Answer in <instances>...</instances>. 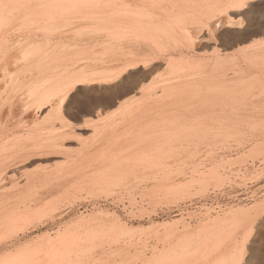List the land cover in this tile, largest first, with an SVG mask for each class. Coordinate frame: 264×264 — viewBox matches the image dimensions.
<instances>
[{
  "label": "bare ground",
  "instance_id": "bare-ground-1",
  "mask_svg": "<svg viewBox=\"0 0 264 264\" xmlns=\"http://www.w3.org/2000/svg\"><path fill=\"white\" fill-rule=\"evenodd\" d=\"M241 2L246 3L248 7L246 8L235 7V5H238ZM262 4H264V0H0V230H3V228H4V232L11 230L10 227L12 224H15L19 220L24 219V217H27V216L31 217V215L35 214L38 210L37 206L36 208L31 206V208H34V211L33 209L28 207L31 205L30 203L34 201V199H32L33 201L31 200L32 198L30 196L31 190H29V194H26L27 196L24 195V193H26L25 192L26 190L22 191V193L24 192L23 195L22 193H19L21 191L19 190L18 192L19 194L15 195L17 199L16 198L15 200L12 199V201L14 202L18 200L17 196L21 194L23 197L26 196L30 198L29 199V198L24 197V199H28L30 201L25 200L24 202L22 200L23 203H26L28 201L29 203L28 202L27 203L30 205L27 206L26 204H24L26 205L27 208L22 207L25 209L18 211L19 206H16L15 204L13 206L18 207L17 208L18 210H16L15 208H12L13 206L11 205L12 207H10V209H6L8 213L6 212V210H5L6 213L3 211L4 206L6 207V205L9 203V202L7 203V201L11 200V198L8 199V198H3V197L7 196L8 193L10 192L11 193L14 192L12 193L13 194L12 198L15 197L14 196V194L16 193L15 191L16 190L18 191L19 189V182H22V178H21V181H19L20 179H18V175L20 174L19 169H17L18 171H15L16 170L15 168H18L17 166L21 164L20 162L18 165V162H19V158L23 155L24 150L27 151L26 150L27 147L25 149L24 148L17 149L14 146V145H18L19 143L13 144L12 140L14 137L12 133L3 132L4 120L7 121V119L3 120L4 118L3 117V113H4L3 105H5L6 101L10 102L9 104H7L9 106L8 115H10V117L12 115L14 116L15 114H17L19 117L22 118V116L25 114H28L27 112L30 110L31 112L33 111L35 114L33 115V117L36 116L34 120H36L37 122L39 121L43 122L41 123L42 125L45 124V121H43L44 118L45 120L47 118L50 119L48 121L46 120V124L44 127L42 126V130H43L42 133L44 135V138L41 140H44V142L43 141L41 142L40 140L39 143L38 142L36 143V144H40V146L38 145L36 146V144L34 145L32 144L27 149L31 151L30 148H34V150H36L37 148L42 147L43 150L45 149L47 150L48 154L64 153L66 152V150L64 148L65 146L63 145V143L64 141L68 140L69 137L71 136L70 134L72 133L73 126H72L71 121H68V119L66 118L65 112H62L61 110H59L57 105L54 103L57 94L60 91L64 90L67 87V85L72 84L75 78L77 77L83 76V77H93V78L98 79L107 74H118V73H121L122 70H125L126 66L129 65L131 62L135 61L139 64V62L142 60L145 62L147 66H144L141 64L136 68L130 69L131 73L136 74L134 77L129 75L128 71L124 72V75H128L129 79H135L136 81H138L139 87L133 91H130L132 92L131 94L137 97V100L127 103L125 107L123 108V110L119 111L120 118L119 117L118 118L124 119V120L127 119V121L128 119L130 120V118H132L133 120L136 119V123H137V121L139 120L138 118L143 117V116H146L147 118H149L150 116L151 120L156 121V122H153V121H150V122L148 121V123L145 122L147 126H150V124L155 125L156 123H157L156 125L159 126L158 124L159 121L160 123L165 122L166 124L165 123L164 124L166 126V129L163 123H161L162 126H159L160 128L162 127L161 131L164 130L165 132L158 131L159 134L161 133L160 136L158 137V140L153 141L152 139V141H149V142L148 140L147 141L145 140L147 145H149L148 147L150 148H147L145 144H142L141 146L144 145L146 147L142 148V150L140 151L141 154L137 152L139 156L138 155L135 156L134 159H139L142 157V158H146L145 160L143 159L144 161H146L147 160L146 156L148 157L150 156V154L149 155L147 154V151H148L147 149H149V151H153V152L155 151L154 152L155 156L159 157V155H161L162 157V155L166 154V152L168 151L171 152L172 147H173L172 149H174V145L171 143L172 142L171 138L175 139V136H178L177 138L180 139L181 138L180 136L182 135L184 136V133L189 135V133L191 132V131H188L187 133V131L185 132V130L188 127H190L191 129V127H193L195 123L187 127L183 124H185V121L188 120L190 117L195 116L193 115L195 114L194 110L198 112L196 110L197 103L201 106H208V105L214 106V107H209V109L215 108L216 105H217L216 106L217 108L219 107V104L217 103H221V101H227V100L232 99L233 101H236L238 103L241 101H237L236 98L240 94L242 93L247 94L248 93L247 91H258L261 88L262 78L264 75V43H262V41L256 40V35L260 31L258 29L252 30L251 28L247 27V24H248V21H250L249 18H251L249 16H251L252 13H254L256 10H259ZM244 16H247L248 18L245 21L246 28L244 29L238 28L236 26V22L243 19ZM243 31H247L249 33L250 40L248 39L247 41L249 42H246V44H241L238 41L233 43L227 40V36L229 34H234V33L243 32ZM205 33H208V35H205ZM209 36L213 38L210 39ZM248 44H250L251 47H248L247 46ZM157 75L160 78L159 80L157 78ZM152 76L154 79L152 78ZM148 78H151L149 82H147ZM155 78L158 80V83L153 84L154 86L149 85L151 80H152V83H154L153 80H155ZM145 81L147 83H145ZM73 87L76 90H82V89L86 90L90 88L99 89L104 86L99 83H88V84L73 85ZM23 88L24 89L26 88V89L24 90ZM16 89H20L21 96L24 95V98H25L22 103L20 102V111L19 110L16 111L15 105H14L15 102H13L12 99H11L12 101H10V98H11L10 96H13L16 93L18 94V92L20 91L18 90V92H16ZM141 89H143L144 91H141ZM22 90H24V92ZM5 91L7 92L15 91V93L13 92V95L12 94L9 95L10 93L4 94L3 92ZM146 91H148V93ZM150 91H156V95L154 92H150ZM157 91H160V94H157ZM4 98H6V101ZM233 101H229V102L232 103ZM119 102L118 101L116 102V104H118L116 106L120 107L121 102L120 103ZM213 103L214 105H211ZM221 104H225L226 105L225 107H227L229 103L224 102ZM219 108L221 109V107ZM98 110L96 111V115H94L95 117H97V115L99 116ZM197 114L199 115V113ZM207 114L209 113H206V115L203 114L204 118L211 119L210 116L207 117ZM212 114L214 115L215 113H212ZM198 115L196 119H193V122L198 121V123H196L197 126L199 122L203 120L202 117H200L201 114L199 115V117ZM89 118L91 117L89 116ZM97 118L95 120L98 121ZM143 118L146 119L145 117ZM146 120H149V119H146ZM116 121H113V123ZM201 123L203 126L204 122L202 121ZM5 126H8V128L11 127L7 125L6 122H5L4 128ZM144 126L145 128H147L146 125ZM199 126L195 127V129L197 128L195 132L198 129L199 131L203 129L201 126L199 128ZM95 127H94L95 131L94 130L92 131V134L94 132V136L92 139L93 141L91 143V146H93L94 143L98 142L100 139L105 137L106 130L104 128L96 129ZM206 127L204 125V128ZM192 129H194V127ZM179 130L184 131V133H181L182 135L181 134L177 135L180 133ZM203 131H206V129H204ZM203 131H200V133H205ZM73 132H74V129H73ZM176 132H179V133H176ZM212 132L214 131L212 130ZM115 134L117 135V133ZM191 134L194 135L193 137H195L196 135L193 132ZM27 135L29 136V139H32L30 138L31 136L30 134H27ZM41 135L42 134H39V135L36 134V136L38 137ZM236 135H239V134H236ZM145 136L147 137V135ZM183 136L181 138L182 140H184ZM18 137L19 136H15L14 139L19 140L21 142V139H18ZM23 137L26 138V136H23ZM117 138L115 137L116 140ZM212 138L214 139V137ZM181 139L178 142H181ZM107 141L109 142L108 139ZM187 142L189 143V140ZM82 143H81V146H82ZM109 144L111 145L110 142ZM109 144L108 145L106 144L107 147L110 146ZM133 144L135 145L136 143L134 142ZM81 146L78 145L77 147H81ZM86 146L81 147L76 152L77 154L76 158L77 160H79V162H82L91 153L89 152V149H88L89 146L88 147ZM123 146L124 145H122V147ZM130 146L132 147V145H129V148H131ZM135 150H138V149H135ZM100 151L102 150L100 149ZM149 151L148 153H150ZM103 152H101L102 154L100 155H103ZM156 153L157 154L160 153V154L156 155ZM96 154H97V151H96ZM113 155L112 157H110L109 154L108 156L103 155V160L105 159L104 157L106 156L108 157V160H110L109 157L111 159L115 158L116 155L115 156ZM155 156H152L151 158L152 159L153 157L156 158ZM100 157H101V161L103 162L102 156H99L98 157L99 159L98 158L96 159H98L99 161ZM114 160H117V159H114ZM56 161L57 160H54V163H56ZM109 162L107 163V160H106V164H109ZM115 163L118 165L119 164L121 165V163H119L118 160L115 161L114 164ZM38 164L39 163H37L36 165ZM42 164L44 166V163ZM80 164H83V163H80ZM111 164L109 166L106 165V167H104L101 164V167L103 166V168L105 169V172L109 169L111 171L113 170L112 167L114 165L113 162ZM159 164L161 167L162 166L161 163ZM35 167H38V166H35ZM93 167H96V166L94 165L92 166V168ZM101 167L99 168L102 169ZM162 167L163 168L161 170L164 171L165 168L164 166ZM24 168H23V171H24ZM116 168L117 167H115L114 169ZM58 169L57 171H54V175L56 176L58 174V175H61L62 177H65L63 175L67 171L61 168L59 170ZM74 170H76V167ZM198 170L200 171V169ZM211 170L213 171V169L208 170L209 171L208 174L211 173L212 175H214V172L212 173ZM8 171H11V173L10 172L8 173ZM95 171L97 172V170H94V172ZM80 172H83V171H80ZM92 173L93 172H91L90 175H94L95 176V178L93 177L94 180L95 179L97 180L96 178L97 175H95L96 173H93V174ZM99 173H101V171ZM26 175H28L27 178L31 177L28 173H26ZM48 175L49 174H47V177L46 175L45 176L43 175V178L46 180H49ZM58 175L56 176V178L58 177L60 179L61 176H58ZM177 175L178 174H176L175 176ZM212 175H210V177L208 176V178L206 179L210 181L213 178ZM82 176L84 177V180H83V177L82 179L80 178V176L78 177L82 181L81 182L79 179L81 184L84 181H86L85 177H87L88 175H84L83 173ZM89 177H91V179ZM89 177L87 178H89L93 182L92 176H89ZM98 177L100 181L101 179H103L99 175ZM202 177L203 178L200 179L201 182L202 183L207 182L206 180L203 181L205 179L204 175H202ZM206 177H207V174H206ZM104 178L106 179V176ZM199 178L200 177H198V179ZM99 179L97 181L100 184L101 182L99 181ZM23 180H25V178ZM107 180H109V178H107ZM97 181H94V184L95 182L97 183ZM103 181L105 180L103 179ZM162 181H160V183L158 182L157 183L159 185L160 184L162 185L163 183ZM169 181L170 183L165 186L166 192L167 190L169 192L174 191V193L181 192V190L184 189L183 186H186V185H181L182 183L180 182H177L180 184L174 185L175 181L173 180L174 183H172V179ZM189 181L188 183H190ZM89 182L93 186V183L91 181ZM99 184H95V185H99ZM89 185H87L88 188H91L92 186L89 187ZM28 188L29 187H25V189H27V193H28ZM99 188L100 187H98V189ZM165 189H163V191H165ZM90 190L92 191V189ZM159 190L161 189L159 188ZM154 192H155V189H154ZM21 195L19 196V199L22 197ZM4 199L7 200L6 201L7 204H3ZM18 202H20V200H18ZM12 203L10 202L9 205ZM260 206L262 205L260 203H257L251 206L250 208L245 207L244 210L235 209V210L228 211L221 217L217 216L216 217L217 219L215 218V219L209 220L203 224H200V226L198 225L197 228L196 227L193 228V229H197L195 230V232L194 230L190 231V229L188 231L185 230V234H182L185 238H183L181 235L178 238L176 237L177 235L176 233L178 232V229H177L178 226L176 228L175 223L178 222L176 224H179L180 221H176V222L174 221L171 223L162 222L161 224H151L150 223L151 225H149V227L146 228L148 230H146L147 232L146 234H144V237H143L145 238L144 244L141 240L142 235L141 236L139 235L140 237L138 236L134 238V242L133 244H131L133 248V255H131L132 258L130 260L132 261V264H222L220 263L221 259H224L223 261L225 262L227 261V262L226 263L224 262L223 264H231V261L233 259L232 248L235 242L236 232L239 231V229L243 227V223L248 218V215H252V214L258 215L257 214L259 213L258 208H260ZM12 209L14 210L10 211ZM245 210H247V213L245 212ZM4 215L5 216L8 215V217H6L5 219ZM97 215L98 213L96 215L93 214V216L92 215L91 216L94 217ZM105 215L107 216V214ZM3 216H4V219H3ZM99 216H101L100 213H99ZM102 218L101 219L99 218L98 220L104 221L105 219L103 218L102 220ZM91 219H95L94 221H98L97 217L88 219L86 216V220L84 217H82L80 219L81 221L79 220V222H76V224L83 225L84 227L87 225L86 229L83 227V229L86 231L85 233L83 232L85 236L87 235L85 237L86 239L80 237L82 238V240L84 239V242L87 241V239H89L90 241H93V240L95 241L97 239H100V237L103 235L102 232H101L102 235L100 234V231H102V229L104 228L106 229V227L104 226V228H101L100 230V227L98 226H100L102 223L104 224V222H101L100 224L99 223L100 221L97 223L94 222V224L89 226V224L91 223V222L89 223V221H91ZM30 220L31 218L29 219V222ZM110 221L112 222V220ZM86 222H88L89 224L87 223L85 225ZM114 222H116V220ZM117 223H115L114 225H116L118 229L120 228L119 229L120 231L118 230L120 234L124 230L125 232H127L126 229L123 228L125 227L124 224H123L124 226L122 227L120 223H119V226ZM228 223L231 224L232 226L226 225ZM216 224H220L222 226L224 225L226 227L228 226L231 228L233 227V228L232 229L227 228L228 231L226 230L224 231L223 230L224 228L222 226H219V228L221 229L223 228L222 230L221 229L219 230V228L215 227L219 230V232L223 231L225 233L224 235H221L223 236V238L222 237L220 238L218 235H215V233L218 234L219 232L215 231V233H212L213 230H217L215 228H212ZM8 225L10 227L6 231L7 228L5 227H8ZM181 225L184 226L183 223ZM15 226L13 225V227ZM72 226L73 225L70 226L71 229L73 228ZM75 226L77 227V225H74V227ZM79 227H78V231H79ZM117 227L115 228L117 229ZM20 228L19 230H22V228L21 229ZM175 228L177 229L176 231H175ZM184 228H187V227H184ZM121 229L123 230L121 231ZM141 231L139 230L138 233H141ZM4 232H2V235L0 234L1 237L3 236ZM9 232L7 233L8 235L12 234L13 230H11L10 234ZM189 232L193 234L192 236H194L193 238L195 239H197L198 236L200 235V234L199 235L197 234L198 236L195 237L196 233L205 234L206 236L208 235L207 237L206 236L203 237L200 235L201 240L199 238L198 242L200 241L199 243L201 242L203 243L202 240H204L203 245H206L205 243L208 240V242H210L209 247L212 244L211 247L214 246V248L213 249L210 248L211 250H209L208 245H206V248H208V251L206 250V248H204L203 251H199L198 253L194 254L193 253L194 251L191 249L195 245V241L193 240L194 242L193 241L191 242L192 237H191V234H189ZM73 233L69 235L67 232L66 235L65 234L63 235L61 232L62 235H60V239H61L60 244L59 242H57L59 244L58 247L53 246L55 247L56 251L52 247H50L54 250V252H52L53 256L50 254L51 255L50 257L49 255L50 258L55 257L54 255L58 254L60 249L66 250L65 252L64 250H62V252H64L65 254L68 252L67 250L70 249L69 251H71V248L75 247V242H76L75 238L77 237H75L76 235L72 236ZM186 233H188L189 235ZM15 234H18V233L15 232ZM57 234L59 235V233ZM104 234H107V233H104ZM116 234H118L117 231H116ZM5 235L6 234H4V236ZM79 235L81 234L79 233ZM145 235L147 236L145 237ZM10 236H13V235H10ZM103 236L108 237V235L106 236L103 235ZM103 236L102 238H104ZM3 237L2 239L5 238ZM110 237H111V234H110ZM116 237H118V235ZM57 238L59 237L57 236ZM182 238L185 239L183 242H182L183 240ZM187 238L190 239L189 242ZM112 239L114 243V238ZM209 239H214L215 242L209 241ZM82 240L80 239L79 241L83 242ZM118 240L119 239L117 238V240L115 241L117 242ZM45 241L47 240L45 239ZM189 243L193 244L190 249L191 252L193 251L192 253L189 251V248L191 245ZM44 244L45 243H42V245L40 246L41 247L45 246ZM198 245L199 247H203L202 245L200 246V244L198 243L195 245V247H197ZM56 247L59 249H57ZM76 247H78V245ZM95 247L96 245L91 246V248L93 249ZM34 248H33L34 251L36 249H37L36 250L37 252L40 251L39 248H36V249ZM46 248L44 247V250ZM122 248L123 247L121 248L119 247V250ZM142 248H145L146 251H143ZM52 249L49 251V253H51ZM89 249H90V246H89ZM199 249H197V251ZM76 250H82V249L76 248ZM76 250H73V252ZM83 250L85 249L83 248ZM86 250H88L87 246H86ZM89 251L91 250H88V252ZM62 252H61V255L63 254ZM257 252L260 253L261 251L260 252L257 251ZM83 253H80V254H83ZM251 253L253 252L251 251ZM112 254L114 255V253ZM222 254L224 255V257L221 256ZM75 255L77 256V254ZM249 255H250V252L247 254V251H245V255L243 256V259L246 260L248 264L261 261L260 260L261 257L259 256L260 254L259 255L253 254L255 256L251 254L253 258L257 256L256 258L259 259L258 261L256 260L255 262H251L252 256H249ZM67 257H70V256L68 255ZM78 257L79 255L77 256V258ZM98 257H100V255ZM3 259L5 258L3 257ZM12 259L14 260L15 259H26V260L32 261L33 264H37V261H38L35 257L29 256L26 254L22 257H16L15 255L14 256L12 255L10 260ZM98 259H93V261H96V260L98 261ZM261 259H263V257Z\"/></svg>",
  "mask_w": 264,
  "mask_h": 264
},
{
  "label": "rangeland",
  "instance_id": "rangeland-1",
  "mask_svg": "<svg viewBox=\"0 0 264 264\" xmlns=\"http://www.w3.org/2000/svg\"><path fill=\"white\" fill-rule=\"evenodd\" d=\"M261 11H262V6L259 10H256L254 13H252L251 16H249V17H251V18H249L250 21L254 22V27H251V29L252 30L258 29L260 31L256 35L257 41H264V28L261 27V21L264 20V16L261 15ZM255 21H257V22H255ZM253 38H255V37H253ZM253 40H255V39H253ZM247 42H249V41H247ZM153 76H152V78H153ZM155 76H156V74H155ZM157 78H158V80L160 79L158 77V75H157ZM263 78H264V75H263ZM263 78H262V86L260 88L261 90L259 89L258 91H247L248 92L247 94L242 93L243 95L240 94L239 96H237V98H236L237 101H241V102L237 103L236 101H233L232 99L227 100V101H221V103H224V102L229 103L227 107H225L226 106L225 104L217 103V104H219V107H221V109L219 107L216 108V106H217L216 104H215L216 105L215 108L209 109V107H214V106H209V105L208 106H201L197 103L196 106L198 108L196 107V110L198 112H196L194 110L195 114H193V115H195V116L190 117L191 120L189 118L188 119L189 121L186 120L185 124H183L187 127V126H190L191 124L193 125V123H195V125H193L194 129H192L193 127H191V129H190V127L186 128L185 132L187 131V133H188V131H191L189 133V135L184 133V131H182V130H179L180 133L176 132V133H179L177 135L184 133V136L182 134L181 135L183 136V139L185 141L182 140L181 139L182 136H180L181 142H178L180 139L177 138L178 136H175V134H176L175 133L174 136H175V139L176 138L177 139L175 140L174 138H171L172 139L171 143L174 145V149H172L173 148L172 147L171 152L170 151L166 152V154H163L162 157H161V155H159L160 153L159 154L156 153V155H159L160 158L158 156H155V153H154L155 151L153 152V151H149V149H147L150 147H148L149 145H147L145 140L146 141L148 140V142L152 141V139H153V141L158 140V137L161 134V133L159 134L158 131L160 132L162 129V127L160 128L159 126H162L161 123H163V122L160 123V121L159 122L157 121L159 126L156 125L157 123L155 125L149 123L151 126V128H150V126H147V124H145V122L148 123V121L149 122L153 121V120H151L150 116H149V118H147L146 116H143L149 120H146L143 117L138 118L139 120L137 121V123H136V119L133 120L132 118H130V120L128 119V121H127V119L126 120L119 119L120 115H119V111H117V108H119V106H115L112 108L105 107V108H102L99 110L97 109L99 111V113H98L99 116L97 115L98 118L95 117L94 115H92V116H90L91 118H89V116H88V117H86L87 118L86 119L85 116H83V115L78 116L77 114L73 113L71 110L65 112L66 118L68 119V121H71L72 126H73L72 133L70 135L72 136V134L74 133L72 137L70 136L69 139L64 141V143H63V145L65 146L64 148H65L66 152L57 153V154H48L47 150L46 149L43 150L42 147L37 148L38 150L36 149V147H35L36 150H34V148H30L31 149V151H30L29 149H27V148H29V146H31L32 144L34 145L37 142L39 143L40 140L44 138V135L42 133L43 132L42 126L44 127L46 124V120L48 121L50 119L47 118L45 120V118H44L43 121H45V124L42 125L41 123H43V122H41V121L37 122L36 120H34V118L36 116L33 117V115H35V114L33 111L31 112L30 110L27 112L28 114L23 115L22 118L19 117L17 114H15L16 116L12 115L11 117L15 118V119H13L10 117V115H8L9 106L7 104H9L10 102L6 101V98H4L6 103L4 101L3 102L5 103L6 106L3 105V112H4L3 113V117H4L3 120L7 119V121L4 120L3 132L4 133H12L14 138H15V136H19L18 139H21V142L19 140L14 139V138L12 140L13 144L19 143L18 145H14L17 149H21V148L25 149L27 147L26 148L27 151L24 150L23 155L19 158L18 165L20 162H21V164L19 166H17L18 168H15L16 170L14 169L15 171H18L17 169H19V173H20L18 175V179H20L19 181H21V178H22V182H19V189H18V191L17 190L15 191L16 193L14 194V196L19 194V193H22V191H25V190H26L25 191L26 193L23 192L24 195L29 194V190H31L32 191V192L30 191V196L32 197L31 200L34 199V201L33 200L32 201L35 203L31 202L30 203L31 205L28 204L29 203L28 201H30V200L24 199V197L25 198H29V197H26L27 195L23 197L22 196L23 193H22V195L20 194L23 198L21 197L19 199L20 195L17 196L18 200H20L21 204H20V202H18V200L13 202L12 199L15 200L16 196L12 198V196H13L12 193H14V192H12V193L10 192V193H8L7 196H5L3 198H8V199L11 198V200L7 201L4 199L3 204H7L8 202L9 203L13 202V203L10 205L8 203L6 205V207L3 205L4 206L3 211L5 212L6 209H10V207H12L15 204H16V206H19V208L14 207V206L12 208H15L16 210L19 209L18 211H20L22 209L24 210L25 208H27L26 205L27 206L30 205V206H28L29 208H31V206L36 208V206H37L38 210L35 214H32L34 217L32 215H31V217L30 216L24 217V219L19 220L18 222L15 223L16 226H15V224L11 225V227H13V225L15 227L11 228L9 225H8V227H5V228H7L6 231L10 227V229L13 230L12 234H10L11 230H9L10 232L9 231L4 232V228H3V230H0L1 235H2V232H4V234H6L5 236L3 234V236L5 238L2 236L4 239H2V237L0 235V240L2 239L0 241V260H2L3 257L5 258L3 260H6V259L8 260V258L10 260L11 256L12 255L14 256L13 253L17 249H19L23 245L31 244L32 248L30 250H28L29 253H28V251L26 252V255L35 257L38 260L37 264H46V263L47 264H60V263L61 264H63V263H65V264H121V263L122 264H132V261L130 260L132 258L131 255H133V248H132L131 244H133L134 238L138 237L139 235L140 236L142 235L141 240L144 244L145 238H143V237H144V234H146V232H147L146 230H148L146 228H148L149 225H151V224H161L162 222L163 223L164 222L171 223L174 221L175 222L180 221L179 224H176L178 222L175 223L176 228L178 226V228H177L178 232L176 233L177 234L176 237L178 238L181 235L183 238H185L182 235V234H185V230L188 231L190 229V231L194 230V232H195V230H197V229H193V228H195V227L197 228L198 225L200 226V224H203L209 220L215 219L217 216L221 217L222 215H224L228 211L235 210V209L244 210L245 207L250 208L251 206H253L254 204H257V203L264 205V203H263L264 202V194L261 195L260 197L253 199L250 202L244 203L243 201H237V202H233L231 204L226 205L224 208L218 207V209H215L211 205H207L206 203H204V201L206 199L205 197L209 193V191L223 187L225 185V183L227 181H229V177L232 174H235V176H234V180H235L234 186L235 187H240V186L244 185L246 182H251L253 184L252 190L254 189V191L264 187V185L261 186V182L264 181V177H263L262 172H261L262 169L259 166H256L253 164L258 159H264V91H262V90H264V79ZM150 79L151 78H148L147 79L148 81L147 80L146 81L149 82ZM158 80L155 78V80H153L154 83H152V80H151L149 85H153L155 83H158ZM146 81H145V83H147ZM18 90H20V89H16V92H18ZM24 90H22V91L24 92ZM13 92L15 93V91H13ZM13 92L5 91L3 93L4 94L10 93L9 95H11V94L13 95ZM20 92H21V90L18 92V94L16 93L13 96H10L11 97L10 101L13 100V102L16 103V104L14 103L16 111H18V110L20 111V102L22 103L25 99L24 95L21 96ZM146 92L148 93V91H146ZM150 92H154L156 95V91H150ZM131 93L132 92L129 91L127 96L124 97L125 100H128V103L133 102L134 100H137V97ZM4 94H3V96H4ZM157 94H160V91H157ZM132 96H134V97H132ZM13 97L14 98L16 97L17 99L16 98L14 99ZM15 100H17V101H15ZM117 101L119 102L120 100H117ZM229 101H233V102L230 103ZM17 103H19V104H17ZM116 105H118V104H116ZM211 105H214V103ZM220 105H222V106H220ZM17 106H19V107H17ZM223 108H225V109H223ZM198 109L200 110V112ZM204 109H205V111H204ZM101 112H103V115L105 117H107V119L102 120V118L100 116ZM197 113H199V115L201 114L200 117H202V119H203L202 121L204 122L203 126L201 123L202 121L199 122V124H198V126L200 125L203 128L200 131H203L204 129H206V131H203V132L206 133L208 131L207 133H209V134L206 133L207 134L206 135L205 133H200L199 129L197 130L198 133H197V131L195 132V130L197 129V128L195 129V127H198L196 125V123H198V121L193 122V119L197 118V115H198ZM202 113L204 115H206V113H209V114H207V117L210 116L211 119H205L204 115ZM212 113H215L216 115L215 114L213 115ZM199 115H198V117H199ZM96 118L98 119V121H101V122L98 124H94L92 127L81 126L82 124H85V122L97 121V120H95ZM11 119H13L14 121ZM20 119L25 124H23L20 121ZM82 119H84V120H82ZM120 120H122V121H120ZM11 121H12V123H11ZM113 121H116L117 123L116 122L113 123ZM218 121H220V122H218ZM5 122L9 126H11L13 124L15 126L13 125L14 127L11 126L10 128H8V126H5V128H4ZM15 122H17L19 125ZM34 122H36L38 124H36ZM153 122H156V121H153ZM164 123H163V125L166 129V126H165L166 123L165 124ZM144 125H146L147 128H145ZM204 125H205V127L207 125V127L204 128ZM200 126H199V128H200ZM94 127L96 129L97 128H104L106 131H105V137L100 139L98 142L94 143L93 146H91V143L93 141L92 139L94 136V132L92 134ZM73 129H74V132H73ZM5 130H7V131H5ZM212 130L214 132H212ZM161 132H165V131L163 130ZM192 132L194 134H196L197 137H196V135H195V137H193L194 135L191 134ZM115 133H117V135ZM18 134H20V135H18ZM27 134H30L31 135L30 138H32V139H29V136ZM36 134L37 135L42 134V135L38 137V136H36ZM87 134H89V135H87ZM185 134H186V136H185ZM200 134H202V135H200ZM236 134H239V135H236ZM21 135L26 136V138L21 136ZM81 135H83V136H81ZM145 135H147V137ZM148 135H149V137H148ZM199 135H200V137H199ZM114 136L116 138L118 137L117 140L115 139ZM34 137H36V138H34ZM212 137H214V139ZM185 138L186 139L189 138L188 139L189 143L187 142L188 140H186ZM79 139L81 142L79 141ZM107 139L109 140L111 145L109 144ZM134 139H136V140H134ZM14 140L16 143L14 142ZM174 140L177 142H175ZM42 141L44 142V140H41V142ZM134 142L137 144V146H136V144L135 145L133 144ZM78 143H80V144H78ZM81 143H82V146H81ZM86 144H87V146H86ZM106 144L107 145L109 144L110 146L107 147ZM142 144H145L147 146L146 149L150 152V153H148V151H147V154L148 155L150 154V156H149L150 158L148 156H146L147 157L146 161H144L146 158H142V157L139 159H134L135 156H137V155L139 156V154H141L140 151L142 150V148L146 147L144 145L141 146ZM37 145L40 146V144H36V146ZM78 145L81 147H85V146L88 147L89 146L88 149H89V152H91V153L89 154L88 157L85 158L87 160L84 159L82 162H79V160H77L76 152L81 148V147H77ZM114 145H116V146H114ZM122 145H124V146L122 147ZM129 145H132L133 148L131 146H130L131 148H129ZM100 149L102 151H100ZM128 149H130V150H128ZM135 149H138V150H135ZM173 150H175V151H173ZM96 151H97V154H96ZM106 151H108V152L110 151V152L108 153ZM101 152H103V155L108 156V154H109L110 157H112L113 154H114L113 156H115V155L116 156H115V158H112V159L109 157V159L111 161L108 160L107 156H106L107 158L104 157L105 159L103 160V155H100V154H102ZM137 152L139 154H137ZM93 153H95V154H93ZM48 155H49V157H48ZM95 155H97V156H95ZM99 156H102L103 162L101 161V157H100V160L98 161ZM152 156H155L156 158L153 157V159H152L151 158ZM130 157H131V159H130ZM96 158H98V159H96ZM114 159H117L118 162L121 163V165L119 164L120 165L119 166L116 163L114 164V162L117 161ZM150 159H151V161H150ZM167 159H169V160H167ZM54 160H57L56 163H54ZM73 160H75V161H73ZM91 160H92V162H91ZM106 160H107V163L110 161L109 164H106ZM142 160H143V162H142ZM164 160H165V162H164ZM62 161H64V162H62ZM249 161L251 162V164H248ZM112 162L115 166L113 165V167H112L113 170H111V171H110V169L107 170L108 169L107 168L106 169L107 174H106L103 166L104 167H106V165L109 166ZM37 163H39L40 165L39 164L36 165ZM42 163H44V166ZM46 163H48V164H46ZM80 163H83V164H80ZM87 163L88 164L90 163V164L88 165ZM159 163H161V165L164 166L166 171L164 169H163L164 171L161 170L163 167L162 166L160 167ZM93 164L96 167L92 168V166H94ZM101 164L103 165L102 167H101ZM177 164H179V165H177ZM23 165H24V167L26 165V167L24 168ZM80 165H82V166H80ZM116 165H118V166H116ZM35 166H38V167H35ZM83 166H85V167H83ZM197 166H199V167H197ZM75 167H76V170H74ZM99 167H101L104 171L102 169H100ZM115 167H117V168L114 169ZM23 168H24V171H23ZM26 168H28V169H26ZM58 168L59 169L61 168V169H64L65 171H67L63 175L65 177H62L61 175L57 174L58 176H61L62 178L61 177H60V179L58 177L56 178L57 175L56 176L54 175V171H57ZM198 169H200V171ZM210 169H213V171L212 170L211 171H212V173L214 172V175H212L211 173L208 174V172H209L208 170H210ZM94 170H97V172L96 171L94 172ZM80 171H83V172H80ZM100 171H101V173H99ZM202 171L204 174L202 173ZM9 172L11 173V171H8V173ZM91 172L96 173L95 175H97V177H96L97 180L99 179V177H98V175H99L106 182L103 181V179H101V181L99 179V181L101 182L99 184V182L96 179L94 180L95 176L90 175ZM108 172H109V174H108ZM142 172H144L145 174ZM164 172H166V173H164ZM200 172H201V174H200ZM26 173H28L32 178L31 177L27 178L28 175H26ZM31 173H33V174H31ZM44 173H46V174H44ZM68 173H70V174H68ZM83 173H84V175H88L87 177L92 176L93 182H92V180H90L91 177H89L90 179L85 177L86 181H84L81 184L80 181L83 177L82 176ZM47 174H49L48 175L49 180H46L43 178V175L44 176L46 175V177H47ZM104 174H106V175H104ZM176 174H178V175L175 176ZM206 174H207V177H206ZM23 175H24V177H23ZM25 175H26V177H25ZM202 175H204V178H205L203 181H205V180L207 181V182H203L204 184L200 180L201 178H203ZM210 175H212L213 180L211 179L209 181L206 178H208V176L210 177ZM79 176L81 179L78 178ZM105 176H106V179L104 178ZM198 177H200V178L198 179ZM24 178H25V180H23ZM86 178L93 183L94 188H93L92 184H90V182ZM107 178H109V180H107ZM163 178L165 179V181ZM170 178L172 179V183H174V181H175L174 185H178V184L182 183L181 185H186V186H183L184 189L181 190V192H177V193L175 192L174 193V191L169 192L168 190L166 192L165 186L170 183V181H169V180H171ZM18 179H17V181H18ZM37 179H39V180H37ZM79 179H80V181H79ZM83 180H84V177H83ZM94 181H97V183L95 182V184H99V185H95ZM160 181L163 182L162 185L158 184V183H160ZM188 181L191 184L188 183ZM77 182H79V183H77ZM177 182H180V183H177ZM29 183H30V185H29ZM31 183H33V184H31ZM205 183H207V184H205ZM87 185H89V187L90 186H92V187L88 188ZM181 185H179V186H181ZM97 186L100 188L98 189ZM157 186H158V188H157ZM25 187H29V188L32 187V188L31 189L28 188V193H27V189H25ZM153 188L155 189V192H154ZM159 188L161 190H159ZM90 189H92V191ZM163 189H165V191H163ZM19 190H21V191L19 192ZM157 190H159V191H157ZM153 192L155 193V195ZM178 193H179V195H178ZM161 194H163V195H161ZM176 194H177V196H176ZM165 195H167V196H165ZM193 199L198 200L197 207L185 205L182 208H180V211L178 214L172 213V207L178 206L182 203H185L186 201H191ZM22 200L24 202H25V200H28L27 201L28 203L27 202L23 203ZM6 201H7V203H6ZM22 204L23 205L26 204V205L23 206ZM247 206H249V207H247ZM22 207H25V208H22ZM34 208H31V209H33V211H34ZM13 210L14 209H12L10 211H13ZM258 210L260 212L262 210V206H260V208H258ZM10 211H9V213H10ZM6 212H7V210H6ZM97 213H98V215L94 216V217H97V220L99 218L101 219L102 217L105 220L104 221H101V220L94 221L95 219H91V221H89V223L90 222L91 223L89 224L88 222H86L85 225L88 223L90 226V225L94 224V222L97 223L100 221L99 222L100 224H101V222H104V224L102 223L98 227H100V230H101V228H104V226H105L106 229L105 228L102 229V231H100V234L102 232L103 235H105V236L108 235V237L106 236L107 237L106 238L101 234L104 238H102V236H101L100 239H97L95 241L94 240L90 241L89 239H87L88 242L87 241L84 242V239H86L85 237L87 236V235L86 236L84 235V233L86 231L83 229V227H84L83 225L76 224V222H79V220L82 217H84L86 220V216L88 219L94 218V217H92L93 214L96 215ZM99 213L101 216H99ZM105 214H107V216ZM8 215L7 216L4 215L5 219H6V217H8ZM4 216H3V219H4ZM89 216H91V217H89ZM98 216H99V218H98ZM256 216H257V226H258L257 227V233H256V235L253 236L252 241L249 242V245L247 246L246 251H247V254L250 252L249 256H252L253 254H255V255L260 254L259 256L261 258L263 257V259H264V251H262V243H264V240H262V238L259 235L260 220H259L258 215H256ZM28 218L29 219L31 218L30 222H29ZM103 218H102V220H103ZM113 219H115L116 222H114L115 220H113ZM110 220H112L113 223ZM117 221H118V223H117ZM23 222H25V223H23ZM82 222H84V221H82ZM181 222L183 223L184 226L181 225L182 224ZM99 223H98V225H99ZM115 223H117L118 226L120 223L122 225V227L125 225V227H123V228H125L127 232H125V230L122 231L123 229H121L122 232L120 234V232H119L120 228L118 229V227L116 225H114ZM20 225L23 226L24 229ZM71 225H73L72 226L73 230L70 227ZM74 225H77V227L76 226L74 227ZM78 225L80 227L81 226L82 227L80 228ZM102 225H103V227H102ZM226 225L232 226L229 223ZM86 226L84 227L85 229H86ZM95 226H97V225H95ZM114 226L117 227V229ZM219 226H222V225L216 224L212 228H215V227L219 228ZM16 227H18V228H16ZM20 227L22 228L23 231L19 230ZM67 227L70 228L72 230V232ZM78 227H79V231H78ZM92 227H94V226H92ZM184 227H187V228H184ZM222 227L224 228V229L222 228L224 231L225 230L228 231V229L233 228V227L231 228L228 226L226 227L224 225ZM225 227H226V229H225ZM176 228H175V231L177 230ZM212 228H211V230H212ZM217 228H215V229H217ZM128 229H129V231H128ZM220 229L221 228H219V230ZM16 230H18V231H16ZM139 230L140 231L142 230L143 232L141 231V233H138ZM217 230H213L214 232L212 231V233H215V231L219 232V230L218 231ZM81 231H82V233H81ZM116 231L118 234H116ZM8 232L10 235H13V236L8 235L7 234ZM15 232H17L18 234H15ZM61 232H62V234L65 232L64 233L65 235L67 232L69 235H71L74 232L75 234L73 233L72 236L76 235L75 237H77V238H75V237H73V238H75L76 242H78V243L75 242V247L78 245V247H76L77 249L81 248L83 250V248H84L85 250H83V251L85 254L83 253L82 250H76V248L73 247V248H71V251H69L70 249L67 250L69 252V253L67 252L68 254L67 253L64 254V252L66 250L62 249V250H64V252H62V250L60 249L58 254L54 255L55 257L50 258L51 255L53 256L52 252H54V250L56 251L55 247H53V246L58 247V245L60 244V240H61L60 235H62ZM57 233H59V235ZM79 233L81 235H79ZM104 233H107V234H104ZM110 234H111V237H110ZM186 234H188V233H186ZM189 234H191V237H192L191 242L194 240L195 245L198 243V244H200V246L201 245L203 246V247H199V245H198L197 247H195V245H194L193 247H195V248L192 247V249H191V246L193 244L189 243V244H191L190 248L188 246L189 251H190V249L193 250L194 252L193 251L192 252L194 254L198 253L199 251H203V249L206 248V245H208L209 250H211L210 248H212V249L214 248V246L211 247L212 244L209 247L210 242H208V240L207 241L205 240L206 245H203L204 240H202L203 243L202 242L199 243L200 241L198 242L199 238L201 240V236H203V237L206 236L205 234L196 233L195 237H197L199 234L201 235V236L199 235L197 239L193 238L194 236H192L193 234L191 232H189ZM224 234L225 233L223 231L219 232L218 234L215 233V235H218L220 238L221 237L223 238V236H221V235H224ZM117 235H118V237H116ZM57 236L59 238H57ZM146 236L147 235H145V237ZM51 237H52V239H51ZM80 237H82L84 239L82 240V238H80ZM115 237H116V239H115ZM47 238L49 239V241ZM79 238L83 242L79 241L80 240ZM112 238H114V243H113ZM117 238L119 239L118 240L119 242L115 241V240H117ZM45 239L48 242L45 241ZM128 239H130V240H128ZM202 239H204V238H202ZM124 240H125V242H124ZM184 240L185 239H183L182 242ZM189 241H190V239H188V242ZM196 241H197V243H196ZM209 241L213 242L214 239H209ZM57 242H59V244ZM90 242H92V243H90ZM42 243H45L44 244L45 246L41 247L40 245H42ZM98 243H99V245H98ZM51 244H53V245H51ZM34 245H36V246H34ZM94 245H96V247L94 249L91 248V246H94ZM86 246L88 247V250H91V251L88 252V250H86ZM89 246H90V249H89ZM44 247L45 248L47 247L45 249L47 253L45 252ZM48 247L49 248L52 247L54 250L52 248L49 249ZM119 247L120 248L123 247L122 249H120L121 252L119 250ZM33 248L34 249L39 248V250L42 252H40V251L37 252L36 251L37 249L35 250L36 251L35 252L33 250ZM199 248L200 249L202 248V249L200 250ZM208 248H206L207 251H208ZM51 249H52V251H51V253H49V251ZM57 249H59V248H57ZM197 249H199V250L197 251ZM73 250H76L77 253H76V251H74L75 252L74 253ZM142 250L146 251L145 248H142ZM251 251L253 253H251ZM257 251H259V252L261 251V252L258 253ZM61 252L63 253L62 255H61ZM59 253H60V255H59ZM80 253H83V254H80ZM112 253H114V255ZM75 254H77V256L79 255V257H78L79 259L77 258V256ZM42 255H44V256H42ZM49 255H50V257H49ZM57 255L60 258H58ZM68 255L70 257H67ZM99 255H100V257H98ZM255 255H253V256H255ZM108 256H110V257H108ZM221 256L224 257L223 254ZM253 256L251 258V262H255L256 260L257 261L259 260L256 258L257 256L255 257L256 259L253 258ZM40 257H41V259H40ZM73 257L75 260L73 259ZM98 258L99 259L101 258L100 261ZM261 258H260V260H263ZM93 259H98V261L97 260L93 261ZM12 260H14V259H12ZM73 260L76 262H74ZM223 260L224 259H221L220 263L223 264L225 262ZM255 263L260 264V262H255ZM255 263H252V264H255Z\"/></svg>",
  "mask_w": 264,
  "mask_h": 264
},
{
  "label": "snow or ice",
  "instance_id": "snow-or-ice-1",
  "mask_svg": "<svg viewBox=\"0 0 264 264\" xmlns=\"http://www.w3.org/2000/svg\"><path fill=\"white\" fill-rule=\"evenodd\" d=\"M235 7L246 8L248 6L246 3L241 2L238 5H235ZM261 15L264 16V4H262ZM247 19V16H244L243 19L236 22V26L241 29L246 28L245 21ZM247 27H254V22L248 21ZM261 27L264 28V20L261 21ZM205 35H208V33H205ZM209 38L212 39L213 37L209 36ZM248 39L249 33L247 31L229 34L227 36V40L233 43L238 41L241 44H246ZM262 43H264V41H262ZM247 46L251 47L250 44ZM141 64L147 66L142 60L139 62V64L133 61L126 66L125 70H122L121 73L118 74H107L98 79L83 76L77 77L72 84L67 85L64 90L57 94L54 103L62 112L71 110L78 116L83 115L88 117L96 115L97 109L115 107L117 100H120V107L117 108V111H121L128 103L124 97L127 96L129 91H133L139 87V82L135 79H129L128 75H124V72L128 71L129 75L134 77L136 74L131 73L130 69L136 68ZM88 83H99L104 87L99 89L90 88L86 90H76L73 87V85ZM141 91L144 90L141 89ZM100 116L102 120L107 119V117H104L103 112L100 113ZM100 122L101 121L85 122V124H82L81 126L92 127L94 124H98ZM245 212L247 213V210H245ZM258 217L260 220L259 235L262 240H264V205H262V210L258 213ZM257 227V216L248 215V218L243 223V227L240 228L236 233L235 242L232 248L233 259L231 264H248V262L243 259V256L245 255V251L249 245V242L252 241L253 236L257 233ZM31 248V244L23 245L13 254L16 257H22ZM262 251H264V243H262ZM0 264H33V262L26 259H15L0 260ZM260 264H264V260H261Z\"/></svg>",
  "mask_w": 264,
  "mask_h": 264
},
{
  "label": "built area",
  "instance_id": "built-area-1",
  "mask_svg": "<svg viewBox=\"0 0 264 264\" xmlns=\"http://www.w3.org/2000/svg\"><path fill=\"white\" fill-rule=\"evenodd\" d=\"M248 164H251V162L249 161ZM253 164L259 166L262 169L261 172L264 177V159H258ZM234 176L235 174H232L229 177V181H227L223 187L219 189L210 190L205 197L206 199L204 203H206L207 205H211L215 209H218V207L224 208L226 205L237 201H243L244 203L250 202L253 199L260 197L261 195L264 194V187L256 191H254V189L252 190L253 184L251 182H246L244 185L240 187H235ZM263 185H264V181L261 182V186ZM185 205L197 207L198 200L193 199L191 201H186L185 203H182L178 206H174L172 207V213L178 214L180 208H182Z\"/></svg>",
  "mask_w": 264,
  "mask_h": 264
}]
</instances>
